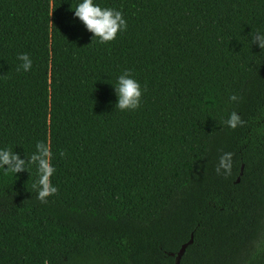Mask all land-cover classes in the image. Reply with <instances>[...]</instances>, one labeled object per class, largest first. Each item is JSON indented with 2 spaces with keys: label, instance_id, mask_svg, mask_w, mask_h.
Here are the masks:
<instances>
[{
  "label": "trees",
  "instance_id": "trees-1",
  "mask_svg": "<svg viewBox=\"0 0 264 264\" xmlns=\"http://www.w3.org/2000/svg\"><path fill=\"white\" fill-rule=\"evenodd\" d=\"M81 2L0 0V149L48 143L58 189L0 169V264H174L191 233L178 264H264V0H93L127 22L107 44ZM125 71L143 94L121 112Z\"/></svg>",
  "mask_w": 264,
  "mask_h": 264
},
{
  "label": "clouds",
  "instance_id": "clouds-1",
  "mask_svg": "<svg viewBox=\"0 0 264 264\" xmlns=\"http://www.w3.org/2000/svg\"><path fill=\"white\" fill-rule=\"evenodd\" d=\"M73 11L75 18H78L86 30L93 34L92 42L110 43L116 39L119 32L127 30V22L121 11L115 8H101L94 4L93 0H82ZM250 37L252 45H258L264 51V33H250ZM17 59L21 61L17 67L18 72L31 70L32 60L28 54H20ZM114 90L117 96L115 110L118 109L121 112L134 111L140 107L143 94L141 85L132 78L130 71H125L118 77ZM230 99L236 100V97L232 96ZM225 123L233 130L246 124L236 112H232ZM35 149L34 153L26 156V159H21L19 154L9 148L0 149V169H3L5 174L13 173L16 175L25 171L29 173V169L35 167L37 175L33 189L37 192L39 202L47 204L48 198L58 192L57 187L51 183V177L55 174L56 169L52 164V152L48 143L37 142ZM59 155L64 157L66 153L61 151ZM232 160V153L222 154L215 167L216 173L225 177L229 176ZM44 264H48V261L45 260Z\"/></svg>",
  "mask_w": 264,
  "mask_h": 264
},
{
  "label": "water",
  "instance_id": "water-1",
  "mask_svg": "<svg viewBox=\"0 0 264 264\" xmlns=\"http://www.w3.org/2000/svg\"><path fill=\"white\" fill-rule=\"evenodd\" d=\"M192 240H193V234L191 233L189 240L186 241L185 243H183V244L179 247V249L177 250V253H176V256H175V259H174V264H178L179 257H180V255L183 253L184 248H185L188 244H190V243L192 242Z\"/></svg>",
  "mask_w": 264,
  "mask_h": 264
}]
</instances>
